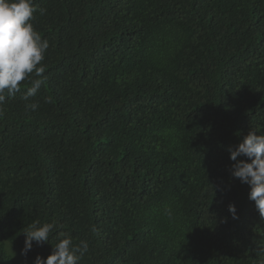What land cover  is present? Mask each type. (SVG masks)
I'll use <instances>...</instances> for the list:
<instances>
[{
    "label": "trees",
    "instance_id": "trees-1",
    "mask_svg": "<svg viewBox=\"0 0 264 264\" xmlns=\"http://www.w3.org/2000/svg\"><path fill=\"white\" fill-rule=\"evenodd\" d=\"M34 2L50 47L36 96L0 104V264L60 232L87 241L80 264H259L227 148L264 131V0ZM35 221L56 231L14 260Z\"/></svg>",
    "mask_w": 264,
    "mask_h": 264
},
{
    "label": "clouds",
    "instance_id": "clouds-1",
    "mask_svg": "<svg viewBox=\"0 0 264 264\" xmlns=\"http://www.w3.org/2000/svg\"><path fill=\"white\" fill-rule=\"evenodd\" d=\"M46 11L34 0H0V104L6 95L20 91L23 82L31 84L22 97L26 101L36 96L45 83L43 62L50 44L47 39H42L33 21L36 13L44 15ZM27 107L35 111L39 105L33 102ZM227 151L233 162L229 168L231 177L249 186L248 199L254 202L256 211L264 218V131L251 129ZM228 212L233 220L239 219L235 203H229ZM167 214L171 217V210ZM56 228L54 222L30 224L23 233L25 240L20 254L27 257L34 244H48L50 234ZM58 235L60 238L51 252L46 257L37 255L33 264H80L88 252L87 241L74 244L70 234L60 232ZM259 264H264V258Z\"/></svg>",
    "mask_w": 264,
    "mask_h": 264
},
{
    "label": "rangeland",
    "instance_id": "rangeland-1",
    "mask_svg": "<svg viewBox=\"0 0 264 264\" xmlns=\"http://www.w3.org/2000/svg\"><path fill=\"white\" fill-rule=\"evenodd\" d=\"M5 249L6 252H8L9 255H11L14 260H19L22 257V255L20 254V250L12 246L7 241L5 242Z\"/></svg>",
    "mask_w": 264,
    "mask_h": 264
}]
</instances>
